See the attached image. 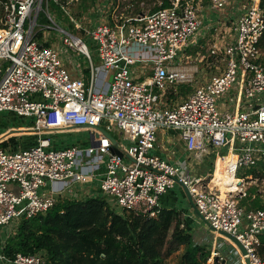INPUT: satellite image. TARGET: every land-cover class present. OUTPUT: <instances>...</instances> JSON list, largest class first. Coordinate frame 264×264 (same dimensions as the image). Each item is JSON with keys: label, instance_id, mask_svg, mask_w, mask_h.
<instances>
[{"label": "built area", "instance_id": "built-area-1", "mask_svg": "<svg viewBox=\"0 0 264 264\" xmlns=\"http://www.w3.org/2000/svg\"><path fill=\"white\" fill-rule=\"evenodd\" d=\"M53 1L68 18L70 31L54 21L50 0L0 1V114L26 120L24 127L12 129L37 137V145L28 149L0 145V262L7 261L1 235L14 233L22 220L46 214L67 194L75 196V185L100 180L103 196L115 211L142 218L157 217L162 196L177 185L185 186L213 228L211 263L222 261L219 249L225 245L217 239L224 232L246 249L243 256L223 236L240 264H246V258L251 264H264L258 253L264 209H247L236 196L249 179L247 172L264 165L263 0H210L208 9L215 12L232 6L228 21L233 26L230 41L213 46L212 53L224 59V70L197 86L196 74L180 61L191 58L187 51L206 26L200 1L171 0L170 8L92 28L83 27L72 11L82 0ZM46 30L59 32L61 46L84 57L88 76L82 70L74 76L64 66L62 47L45 46L50 42ZM74 31L94 45L98 64L88 43ZM180 85L191 87L190 94L180 103L168 102L167 92ZM86 126L88 147L57 149L48 137ZM97 128L119 136L112 135L123 158L112 153L111 139ZM163 131L180 135L192 165L209 155L219 157L227 148L221 171L236 178L242 173L237 190L223 193L213 184L216 172L197 176L188 161L182 168L159 155ZM230 155L233 160L228 163ZM12 264L51 263L38 253L18 255Z\"/></svg>", "mask_w": 264, "mask_h": 264}, {"label": "trees", "instance_id": "trees-1", "mask_svg": "<svg viewBox=\"0 0 264 264\" xmlns=\"http://www.w3.org/2000/svg\"><path fill=\"white\" fill-rule=\"evenodd\" d=\"M110 1L115 7L119 2ZM144 1L132 0L134 10L131 15L145 12L141 7ZM160 1L161 6L154 7L150 13L172 6L171 0ZM96 2L82 0L75 10L76 15L83 16ZM49 6L66 22L69 21L53 0H50ZM261 6L264 7V0ZM37 37L42 43L43 33L40 32ZM45 46L50 47L51 42ZM186 87L181 86V89ZM172 99H175L174 93L168 94L166 100L174 102ZM25 124L26 120L15 114L2 113L0 135ZM0 145L14 151L28 149L37 145V137H12ZM247 176L249 179L263 178L264 166L249 170ZM237 177L243 178L242 173ZM248 200L242 198L241 206L247 208L244 205L248 204ZM247 209H264V204L257 196ZM193 222L192 216L184 215L176 208H161L157 217L142 218L115 211L105 196L62 198L46 214L22 220L14 233L3 236L1 251L7 261L0 264H12L18 255L38 253H44L51 264H168L169 258L181 248V264H224L220 260L211 263L210 250L194 241L190 230ZM258 253L264 260V235L260 236Z\"/></svg>", "mask_w": 264, "mask_h": 264}, {"label": "rangeland", "instance_id": "rangeland-1", "mask_svg": "<svg viewBox=\"0 0 264 264\" xmlns=\"http://www.w3.org/2000/svg\"><path fill=\"white\" fill-rule=\"evenodd\" d=\"M200 1L201 4L204 6H207V11L210 14V19L204 21L206 26L207 24H212L215 22L214 26H211L212 29H205L202 28L201 33L199 34V37L197 39V45H193L194 47L189 48V54L192 55V57L187 61L186 65H182L183 68L187 69L191 73L196 74V81L197 83L194 86H197L207 80H209L211 77L218 75L224 70V59L221 54L214 55L212 52L216 49H214V45L220 41H222V38H226L224 41V44L230 41L229 34L232 24L230 21V15L229 12L232 11V6L228 7L223 12H215L213 10L208 9V5L210 0H196ZM243 2V1H242ZM247 4L246 2H244ZM162 2L160 0L152 1L145 0L143 3H141L142 10L145 12L151 11L156 6H161ZM78 5L72 6V11L75 12ZM134 10V6L132 3V0H119L118 5L115 7L113 6V1L110 0H97L95 6L91 7L89 11L82 17L81 20H79L82 23L83 27L92 28L96 23H110L112 21L116 23L118 20H120L121 17H129L131 16L132 12ZM54 21L65 28L67 31H70V26L65 19L59 16V13L56 11H52ZM44 16V14H42ZM222 21L221 24H218V20ZM226 20L228 23H225ZM47 32V38L50 40L51 45L61 49L60 41L62 40V36L59 32L54 30H46ZM78 31H74V33L81 37H83L82 33H77ZM84 41L88 43V46L91 50L94 62L98 64L96 52L94 49V45L91 43V41L88 38L83 37ZM217 47H221V45H217ZM63 52L61 53V59L65 67H68L74 76L78 75L80 73V70H85L87 68V62L84 59V57L77 52H73L70 50H67L65 47H62ZM262 53L264 54V42L262 45ZM182 64L185 63V60L182 59L180 61ZM84 72V71H83ZM174 90V91H172ZM191 92V87H186L184 89H181V87H178L175 89H170L167 94L174 93L175 99H172L175 103H180L184 99L187 98V96ZM174 132V131H172ZM167 132L166 135H168V139L174 141L176 136V132ZM113 136L116 138H119V136L116 133H112ZM170 135H173L169 137ZM14 137H20V136H34V135H13ZM48 137L52 140L54 147L57 149H61L67 146L72 145H82L83 147H88L91 143L90 140V132L86 130L76 131V132H65V133H58V134H51L48 135ZM22 138V137H21ZM160 138V137H159ZM159 142V139H158ZM178 142V141H177ZM173 150H175V143H170ZM161 145V144H160ZM178 147H176L177 157L181 160L188 161L190 165H192V161L188 160V153L185 152V149L183 145L179 144ZM224 151V152H223ZM225 154V155H224ZM227 155V148L223 149L222 152L218 155L219 157L213 155H209L205 158V160L200 164L193 163L192 167L194 169V175L197 176H210L213 174V172H216V179H214L213 184L219 186V188L222 189L223 193L226 192H235L238 188V184L241 183V180H238V178L234 177L232 174L229 173H223L221 170V167L224 165V161ZM231 158L229 159L228 163H230L233 160V156L230 155ZM216 161V164L215 162ZM213 165V168L211 167ZM213 171V172H212ZM242 179V178H241ZM73 191L78 190V186L75 185L73 187ZM177 194V197L179 198L177 200L178 207L181 209L189 208L190 203L186 197V195L182 192V187L177 185L174 190L171 191V193ZM243 193H246L247 195L244 196ZM176 196V195H175ZM239 199V202L241 203V199H247L248 204L244 205L247 208L249 205H251L252 200H254L257 196L261 200V204H264V177L259 179H248L245 182H243V191L242 194L239 196L236 195ZM242 196V198H240ZM195 218V222L191 224V233L193 235L194 241L201 245L207 247L211 254L213 252V240L214 235L212 233V230L208 228V225L201 220L200 218L193 216ZM13 226V225H12ZM11 227V226H10ZM9 227V229H10ZM9 234V233H8ZM1 238L3 236L1 235ZM218 243L225 245V248L219 249L220 252V258L224 264H240L241 260L238 257H235L233 254L230 253V243L226 241V239L223 236L218 237ZM183 253V248H181L178 252H176L173 256L169 258L167 261L168 264H181V255Z\"/></svg>", "mask_w": 264, "mask_h": 264}, {"label": "crops", "instance_id": "crops-1", "mask_svg": "<svg viewBox=\"0 0 264 264\" xmlns=\"http://www.w3.org/2000/svg\"><path fill=\"white\" fill-rule=\"evenodd\" d=\"M82 2V1H81ZM80 2V3H81ZM78 5H80V4H78ZM202 7H203V9H204V11H203V13H202V15H203V17H204V21H206V20H208V19H210V14H209V12L207 11V6H204L203 4H202ZM76 12V11H75ZM86 14V13H85ZM84 14V15H85ZM83 15V16H84ZM83 16H81V17H78L77 15H76V17L79 19V20H81L82 19V17ZM220 23H222V21L220 22ZM226 40V38H222V41H220V42H218V43H216V45H221V46H223V44H224V41ZM197 45V44H196ZM195 45V46H196ZM192 47H194V46H192ZM189 51V50H188ZM187 51V54L189 55V56H191L192 57V55H190L189 54V52ZM189 61V60H188ZM186 63H188V62H185L184 64H182V65H186ZM261 63L262 64H264V54L262 53V56H261ZM87 67H88V64H87ZM187 70V69H186ZM82 71H84L85 73H86V75L88 76L89 75V70L86 68L85 70H82ZM87 71V72H86ZM188 71V70H187ZM138 73H140L141 74V71L139 70V72ZM181 86H185V85H180V86H178V87H181ZM177 87V88H178ZM176 88V89H177ZM175 89V90H176ZM183 89V88H182ZM172 91H174V90H172ZM169 94V93H168ZM167 94V95H168ZM168 131H163V132H161L160 133V135H159V142H158V146H157V153L159 154V155H161L162 157H164V158H166V159H168V160H170L171 162H173V163H176V164H179L182 168H186V166H187V161H184V160H181V159H179L178 157H177V152H176V147H178L179 148V144H181V145H183V147H184V149H185V152H187L186 151V147H185V144H184V142H183V140H181V138H180V135L176 132H172V131H169V132H172V133H175L176 134V136L174 135H170L169 137H171V136H173V137H175V140L174 141H172V140H169L168 139V135H166V133H167ZM113 135V134H112ZM178 141V142H177ZM171 142H173V143H175V150H173V148H172V146H171ZM161 144V145H160ZM222 151V150H221ZM224 152V151H223ZM225 155V154H224ZM216 156V155H215ZM231 158V156H229V158H228V161H229V159ZM215 162V164H216V161H214ZM262 166V165H261ZM264 166V165H263ZM260 167V166H259ZM213 172V171H212ZM205 177H207V176H205ZM100 183H101V181L100 180H93V181H91L90 182V184H87V185H84V186H80V187H78V190H79V192H77V191H75V192H73V193H71V194H75V196L74 195H70V194H67V196H66V198H68V197H70V198H73V197H75V198H82V199H86V198H89V197H93V196H103V193H102V191H101V189H100ZM182 192H183V190H182ZM184 193V192H183ZM176 195V196H175ZM179 198L177 197V194H174V192L173 193H171V192H168L167 194H165L164 196H162V198H161V201H160V203H161V208H169V209H171V208H176V209H179V210H181L183 213H184V215H190V216H194L195 214H194V210H193V208H192V206L190 205L189 206V208H179L178 207V204H177V200H178ZM194 220H195V218H193Z\"/></svg>", "mask_w": 264, "mask_h": 264}, {"label": "water", "instance_id": "water-1", "mask_svg": "<svg viewBox=\"0 0 264 264\" xmlns=\"http://www.w3.org/2000/svg\"><path fill=\"white\" fill-rule=\"evenodd\" d=\"M79 129L87 130L88 127L87 126L86 127H81ZM97 129L100 130L102 133H104L107 137H109L111 139V141L113 143V146L111 148L112 153L118 155L121 158H123L124 154L122 152H120L119 149L117 148V140L110 133L106 132L105 130H103L101 128H97ZM24 132L25 131L19 130V129H11L5 135L2 136V139L0 141H6L7 139L14 137L13 135H22V134H24ZM28 132H30V131H28ZM182 190H183L184 194L186 195L190 205L192 206L195 216L204 221V219L202 218V216L198 212L197 208L195 207V205L193 203V200H192V196L190 195L188 189L185 186H182ZM206 224L208 225V228L213 229L208 223H206ZM221 234L224 237L228 238L230 241H232L240 249V251L242 252L243 256H247L246 249L244 248V246L235 237H233L232 235H230L228 233H224V232H222ZM245 263L246 264H251L250 260L248 258H246Z\"/></svg>", "mask_w": 264, "mask_h": 264}]
</instances>
